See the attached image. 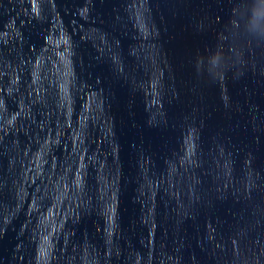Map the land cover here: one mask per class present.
Returning <instances> with one entry per match:
<instances>
[{
  "label": "water",
  "instance_id": "water-1",
  "mask_svg": "<svg viewBox=\"0 0 264 264\" xmlns=\"http://www.w3.org/2000/svg\"><path fill=\"white\" fill-rule=\"evenodd\" d=\"M0 264H264V0H0Z\"/></svg>",
  "mask_w": 264,
  "mask_h": 264
}]
</instances>
